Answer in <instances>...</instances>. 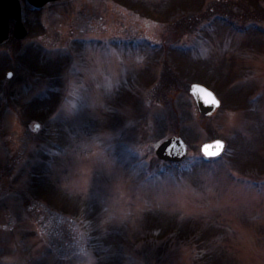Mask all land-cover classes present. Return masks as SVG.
Returning <instances> with one entry per match:
<instances>
[{
	"label": "rangeland",
	"instance_id": "obj_1",
	"mask_svg": "<svg viewBox=\"0 0 264 264\" xmlns=\"http://www.w3.org/2000/svg\"><path fill=\"white\" fill-rule=\"evenodd\" d=\"M19 1L29 33L0 46V264H264V0ZM49 94L47 119L22 118ZM169 136L178 164L155 157ZM213 139L225 152L207 162ZM37 164L48 201L30 192Z\"/></svg>",
	"mask_w": 264,
	"mask_h": 264
},
{
	"label": "water",
	"instance_id": "obj_2",
	"mask_svg": "<svg viewBox=\"0 0 264 264\" xmlns=\"http://www.w3.org/2000/svg\"><path fill=\"white\" fill-rule=\"evenodd\" d=\"M57 0H27V2L34 8L40 9L47 3ZM14 20L13 36L21 40L27 35V29L24 27L21 19V5L19 0H0V45H2L9 38V20ZM10 75V74H8ZM189 93L194 98L197 108L202 115H209L219 107V100L215 94L200 84H192ZM209 93L212 95L209 96ZM205 98L218 101L216 104L207 103ZM38 125H34V129H38ZM206 142L201 145V153L207 158H214L219 156L224 149V142L222 145H217L216 141ZM155 155L158 159L169 162H179L186 155V145L180 137H169L161 142L156 150Z\"/></svg>",
	"mask_w": 264,
	"mask_h": 264
},
{
	"label": "trees",
	"instance_id": "obj_3",
	"mask_svg": "<svg viewBox=\"0 0 264 264\" xmlns=\"http://www.w3.org/2000/svg\"><path fill=\"white\" fill-rule=\"evenodd\" d=\"M188 2V0H186V2H184V3H187ZM250 2L255 6V4H256V1L255 0H250ZM180 3V2H179ZM124 4H126V3H124ZM180 6H182V5H180ZM183 6H186L185 4H183ZM209 8H211V7H209ZM184 9L185 8H182L181 10V12L180 13H183L182 14V19L183 20H181L180 22H184L185 21V19L186 18H188L187 16H186V14L184 15V13H185V11H184ZM191 8H187V10H190ZM33 12H38V11H33ZM149 12L150 11H148L147 10V13L149 14ZM208 12V11H207ZM206 13V12H205ZM256 13H259L258 12V9H256ZM151 14H153V11H151ZM227 15H225L226 16V18L228 17H230L231 19H233V23H235L236 22V17L234 16V13H232V12H228V13H226ZM236 15V14H235ZM150 17H151V15H149ZM153 16V15H152ZM193 16H195L196 17V13L193 15ZM224 17V16H223ZM238 19V18H237ZM236 24V23H235ZM13 40V39H12ZM14 42V41H13ZM15 43H16V41H15ZM172 46H169L168 48L170 49ZM170 50H173V49H170ZM31 52H36V50H33L32 48H29V49H27V52L25 53V58H27V55L29 56V54L31 53ZM11 54V56L10 55H8V59H9V61H11V59L12 58H14L13 57V52H11L10 53ZM21 56V55H20ZM24 58V59H25ZM7 59V60H8ZM49 73L53 76V75H55L54 74V70L52 69L51 71H49ZM2 94L0 93V97L2 98ZM50 96H51V94H49V96H46V97H44L42 100H35V101H33V103H31V104H29L26 108H24V110L22 111L23 112V115H22V118H24V116H28V117H30V119L32 120V119H35V120H37V121H42V120H45V119H47L48 117H49V115H50V113H52L53 111H54V109H55V107H56V104L57 103H55L54 105H52L53 103H52V99H50ZM54 107V108H53ZM42 109V110H41ZM20 112V111H19ZM22 112H20V113H22ZM20 113H19V115H20ZM49 114V115H48ZM234 156H235V154H233ZM36 172V173H35ZM45 172H43L42 174H41V171H40V166L37 164L36 166H35V171L33 172V174H32V182H31V185H30V192H31V195L32 196H34L36 199H38V198H40V197H42V199L44 198L46 201H48L47 199H46V196L48 195L49 196V191H50V189H46V187H44V186H48L47 185V181H46V177H45ZM46 192V193H45ZM46 195V196H45ZM67 200H65L64 198H63V201L65 202V206H67V208H72L71 209V212L70 211H68V212H70V213H73L75 216H77V217H79V215L81 214L82 216H84V220H89V219H91V218H87V217H89L90 216V214H88L89 213V211H90V208H88L87 206H86V204L85 205H83L84 207H82V205H81V202L79 201L80 199H78V198H75V197H70V198H66ZM57 202L58 201V199H57V196L55 195V197H54V199L52 200V202ZM52 202H50V204H53ZM73 206V207H72ZM63 210H65V209H63ZM78 211V212H77ZM148 228H150V232L152 231V233H150V234H148V236L149 237H152V235H154V232H156L157 233V235L158 236H160L161 234H163V233H165V231H171V226L168 224V225H165L164 226V224L163 223H160V224H156V225H154V226H152V225H148ZM155 228H157V229H155ZM181 234H182V232H178V234L177 235H179L180 237H181ZM193 236H195L194 235V233H191ZM156 235V234H155ZM198 261L200 262V263H202V264H217L216 263V261L213 259V258H211V257H206L205 255L204 256H200L199 257V259H198ZM102 264H104V263H102Z\"/></svg>",
	"mask_w": 264,
	"mask_h": 264
},
{
	"label": "snow or ice",
	"instance_id": "obj_4",
	"mask_svg": "<svg viewBox=\"0 0 264 264\" xmlns=\"http://www.w3.org/2000/svg\"><path fill=\"white\" fill-rule=\"evenodd\" d=\"M212 94L211 93H209V96H211ZM205 100H206V102L207 103H211V104H216V103H218V101H216V100H214V99H211V100H209V99H207V98H205ZM216 144L217 145H222V141H216Z\"/></svg>",
	"mask_w": 264,
	"mask_h": 264
}]
</instances>
